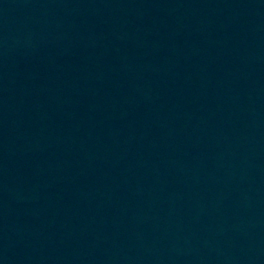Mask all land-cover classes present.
Wrapping results in <instances>:
<instances>
[{
  "label": "water",
  "instance_id": "95a60500",
  "mask_svg": "<svg viewBox=\"0 0 264 264\" xmlns=\"http://www.w3.org/2000/svg\"><path fill=\"white\" fill-rule=\"evenodd\" d=\"M0 264H264V0H0Z\"/></svg>",
  "mask_w": 264,
  "mask_h": 264
}]
</instances>
